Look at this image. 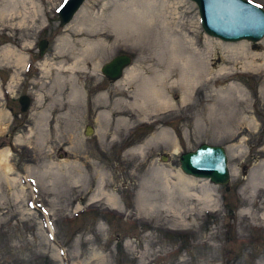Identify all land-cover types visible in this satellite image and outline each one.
I'll use <instances>...</instances> for the list:
<instances>
[{
  "label": "rangeland",
  "instance_id": "374dc122",
  "mask_svg": "<svg viewBox=\"0 0 264 264\" xmlns=\"http://www.w3.org/2000/svg\"><path fill=\"white\" fill-rule=\"evenodd\" d=\"M32 1L39 12L35 23L30 22L34 6L25 9L24 0H0V52L1 49L13 51L6 60L0 57V110L7 113L0 118V153L7 154L0 164V264H60L58 255L75 254L83 260L91 254L109 255L111 264H264V224L240 216L249 208L259 217L264 212V194L251 193L248 184L252 173L264 171V104L257 98L264 76L257 78L236 68L234 77L220 76L216 82L200 87L190 100L197 104L191 110L179 105L165 113L132 118L131 127L113 143L110 138L100 141L99 102L94 101L97 92L105 88L111 94L106 101L112 108L111 103L117 98L112 95L120 93V88L100 71L114 57L129 56V69L143 61L156 63L161 49L175 43L180 45L187 37L201 50L205 49L206 39L221 44L239 42H222L207 36L201 28L197 6L190 0H157L168 3V9H158L155 14L160 16L152 20L151 30L139 37L118 36L117 22L122 18L128 20L131 7L144 6V0H84L68 24L88 18L104 23L102 30L111 49L98 69L86 61V66L74 71L83 94V111L80 107L79 116H71L69 73H64L66 66H60L69 62L75 51H68L58 40L63 28L57 9L64 0ZM246 1L264 11V0ZM2 13L7 15L9 23L1 17ZM161 14L166 25H162ZM87 25L85 21L82 27L88 29ZM66 33L73 41L78 37ZM191 33L194 35L189 36ZM263 39L255 43L240 42L250 51L262 54ZM41 40L48 42L43 56H39L38 49ZM20 54L24 62L14 65ZM217 55L225 58L221 50ZM228 62H216L212 70L233 67L232 59ZM14 71L17 77L12 83ZM58 74L65 82L60 87L56 82ZM230 80L245 87L249 106L243 109L241 118L254 119V126L237 116L238 124L217 127L219 115L214 107L218 101H224ZM22 96L31 100L26 113L21 112ZM172 100L177 104L178 96ZM56 103L59 105L55 112H49ZM118 117L112 115V130ZM86 127L93 130L88 136ZM163 131L169 140L159 137ZM69 136L77 141L71 151L66 143ZM202 144L225 149L230 172L227 186L187 176L180 170L179 157ZM138 146H143L140 154L127 153ZM85 157L96 166H81V176L75 177L79 184L74 187L55 165L76 159L86 161ZM3 167L7 168L6 173ZM156 170L167 172L168 189L157 177L149 182ZM178 172L196 181L188 186V193L201 201L195 204L199 209L195 217L186 220L183 227L173 225L165 209L169 200L174 207H190L173 186L174 174ZM102 175L109 180L102 190L115 196L121 210L100 201L89 203L97 192V178ZM86 176L91 179L88 190L84 186V181H88ZM145 183L152 185L146 195L164 220L137 217ZM209 193L215 196L214 201L207 197Z\"/></svg>",
  "mask_w": 264,
  "mask_h": 264
},
{
  "label": "bare ground",
  "instance_id": "6f19581e",
  "mask_svg": "<svg viewBox=\"0 0 264 264\" xmlns=\"http://www.w3.org/2000/svg\"><path fill=\"white\" fill-rule=\"evenodd\" d=\"M144 1V6L139 7V5L136 6V4H134L131 7L128 20L125 21V18H122V20L117 22L118 36L133 35L135 37H139L141 34L147 33V31L151 30L153 27L152 20H155V18L160 16L159 13L155 14L158 9L161 11L168 9V3H157V0ZM178 1L181 2L180 0ZM24 4L25 9L28 5L32 7L34 6L32 19L30 22L35 23L39 14L38 9L35 8L36 5L32 0H24ZM159 6L161 8H159ZM15 14L20 17L17 11ZM1 17L6 19L7 15L2 13ZM161 17L162 25H166V18H164L162 14ZM7 20L8 19L5 21ZM85 21H87L89 24L87 25L88 29H84L82 27L85 24ZM7 22L9 23V21ZM103 26H105V24L98 23L95 18L81 19L73 25L67 24L66 27H63V31L58 38L60 43L66 49H68V51H75L72 59L60 66H66L64 73H69V100L72 103V107L70 108L71 116L73 114L79 116L78 113H80V109L83 111V94L79 89L80 87L77 86L79 82L77 80L78 78H74L75 76H73L74 71H77L78 67L86 66V61L92 62L93 69H98L100 61L103 59L107 51L111 49V46H108L106 43L107 39L104 37L105 32L102 30ZM67 31L78 36L77 39L74 41L71 40V36L66 33ZM191 34L192 35L189 34V36L194 35L193 33ZM204 43L205 49L201 50L199 45L195 43L191 37H187V40L182 42L180 45L179 43H175L169 47H164L161 49L158 55V61L156 63L152 62L148 64L147 61H143L141 65H137L129 69H127V67L124 69L122 76L118 80L112 82L116 87L120 88L119 94L116 93L117 95H112L117 96V98L111 103L112 108L108 106L109 104H107L106 101L108 96L109 98L111 97V94H109L110 92L108 93L105 88L99 90L94 101H96L95 104L99 102L97 121L100 122L102 126L100 129L101 133L99 134L100 141L105 142L110 138L111 143L115 142V140H117L125 130H128L131 127L132 118H136L138 120L148 113H165L167 111L176 109L179 107V105H183V109L191 110L193 107L197 106V104H193V102H190V100L195 93H198V91L201 89L200 87L210 84L213 81L216 82L218 79H220V76L227 79L234 77L237 74V72L234 70L236 68L237 71L240 69V73H251L257 78L264 76V53L260 54L255 51H250V48L243 42H239L237 44H221L218 41L213 43L212 41H209V39H206ZM261 43L263 44L264 48V39ZM76 46L78 48H76ZM218 50L223 52L225 60L217 55ZM11 52H13L11 49H5L4 51L1 49L0 57H2V60L3 57L4 59L9 58L12 56ZM57 57L59 58V54ZM231 59L233 67L227 68L226 66H223L217 71L212 70V66L216 62L222 61V63H229L228 61ZM23 62L24 56L20 54L16 57L15 61H13V64L19 65ZM16 77L17 76L15 75L14 71V76L10 79V81L15 83ZM56 79L59 87L63 85V83L65 84L63 81L64 78H61L59 74ZM1 92L2 91L0 88V95ZM176 93H178V95H176ZM246 93L245 87L242 84L236 83L234 80L229 81L227 90L224 93V101H218L214 107L217 109L216 111H218L219 115V118L216 121L217 127L224 128L229 124H238V122H236L237 116H240L241 118V116L245 113L242 112L243 109H246V107L249 106V97ZM257 95L258 101L264 104V83L259 89ZM174 96H178L177 104L172 100ZM58 105L59 103H56V106L54 108H50L49 112H55ZM6 114L7 113L0 110V118L6 117ZM115 114L119 117L116 119V128L112 130L110 128L112 122L111 119L112 115ZM42 120L45 121L43 116ZM241 121L252 126H254L256 123L254 119H250L248 117L241 118ZM44 135L47 136V134ZM69 137L70 138H68L66 143L69 145L68 151H71L72 147L76 148L77 141L73 140V137L72 139L71 136ZM159 137L169 140L166 131H163ZM42 139H44V137ZM148 143L149 141L145 142L144 146H146ZM74 148L73 150H75ZM142 149L143 146H138L129 150L127 153L133 156L138 155ZM6 157V152L0 153V164L4 162ZM85 159L86 161L81 159V162L76 159V161L70 163H57L55 167L58 172L61 171L60 173L64 178L66 177L68 179L69 184H74V187H78L79 182L75 179V177L78 175L81 176L82 171L80 167L83 165L89 167L96 166L94 161L87 160V157H85ZM107 162H105V164H107ZM51 166H53V163ZM6 170L7 168L5 167V173ZM158 173L156 170L155 174L150 176L149 182L156 180L157 177L160 179L163 187L168 189L169 178L167 172L158 170ZM234 173L235 171H233V175ZM255 175L257 176V179H255ZM174 177L175 182H173V186L176 188V190H178L181 199L185 200V202H187L190 207L187 209L174 207L171 205L169 200L170 204L166 203L167 206L165 208L169 216L167 215L166 217H169L170 222L173 225L183 227L185 226L184 223L186 220L195 217L196 213L199 211L198 208L196 209L195 204L199 205V202L201 203V201L197 197H191V195L188 193V186L194 185L196 183L195 180L184 176L179 172L174 174ZM89 178L88 181H84V186L85 188L87 187L86 190H88L91 183V179ZM108 184L109 180L106 179V176L102 175L98 177L96 181L97 192L88 201L89 203L100 201L107 207L121 210L116 203L115 196L102 190ZM146 184L147 183H145V185L142 187L143 192L138 202L136 215L138 218L158 217L161 220H164L160 217V215H157L159 214V211L152 205L151 199L146 195L152 186L151 184ZM248 184L251 185V193L254 192L257 194L258 192H261L264 194V171L258 172V174L252 173ZM207 197L209 200H215V196L213 194L209 193ZM240 216L246 218L248 221H261L264 224V212H262L261 216L259 217L258 214L249 208L243 210L240 213ZM145 258H148V256L146 255ZM56 259L60 264H111L110 256L103 254H91L84 260L80 259L78 254L70 255L68 257H60L58 255ZM148 263L150 262H147V264Z\"/></svg>",
  "mask_w": 264,
  "mask_h": 264
},
{
  "label": "water",
  "instance_id": "95a60500",
  "mask_svg": "<svg viewBox=\"0 0 264 264\" xmlns=\"http://www.w3.org/2000/svg\"><path fill=\"white\" fill-rule=\"evenodd\" d=\"M84 0H65L58 10L60 25H67L81 7ZM197 6L200 25L204 33L223 42H258L264 37V11L246 0H190ZM47 48L45 41L39 44V55ZM131 58L127 55L114 57L105 63L101 73L111 82L118 80L123 70L129 67ZM29 98H19L21 112L26 113ZM92 132L87 127L85 134ZM183 174L197 179H206L215 185L227 186L230 172L226 151L222 146L202 144L194 151L179 157Z\"/></svg>",
  "mask_w": 264,
  "mask_h": 264
},
{
  "label": "flooded vegetation",
  "instance_id": "af4514ba",
  "mask_svg": "<svg viewBox=\"0 0 264 264\" xmlns=\"http://www.w3.org/2000/svg\"><path fill=\"white\" fill-rule=\"evenodd\" d=\"M63 28V27H62ZM62 30V29H61ZM43 40H41L40 42H42ZM40 42L38 43V49H39V44H40ZM46 43H47V47H48V42L47 41H45Z\"/></svg>",
  "mask_w": 264,
  "mask_h": 264
}]
</instances>
